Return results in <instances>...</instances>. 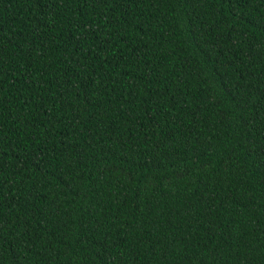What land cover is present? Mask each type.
Returning a JSON list of instances; mask_svg holds the SVG:
<instances>
[{
  "label": "trees",
  "instance_id": "trees-1",
  "mask_svg": "<svg viewBox=\"0 0 264 264\" xmlns=\"http://www.w3.org/2000/svg\"><path fill=\"white\" fill-rule=\"evenodd\" d=\"M0 264H264V0H0Z\"/></svg>",
  "mask_w": 264,
  "mask_h": 264
}]
</instances>
